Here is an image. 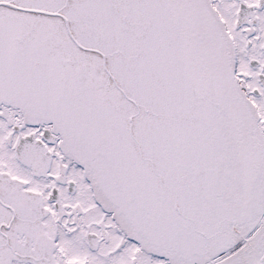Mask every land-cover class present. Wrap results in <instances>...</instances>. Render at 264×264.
Instances as JSON below:
<instances>
[{"label": "snow or ice", "instance_id": "snow-or-ice-1", "mask_svg": "<svg viewBox=\"0 0 264 264\" xmlns=\"http://www.w3.org/2000/svg\"><path fill=\"white\" fill-rule=\"evenodd\" d=\"M0 264H264V0H0Z\"/></svg>", "mask_w": 264, "mask_h": 264}]
</instances>
